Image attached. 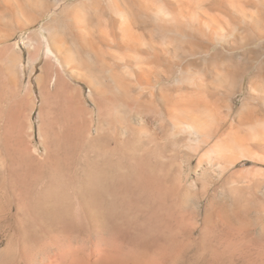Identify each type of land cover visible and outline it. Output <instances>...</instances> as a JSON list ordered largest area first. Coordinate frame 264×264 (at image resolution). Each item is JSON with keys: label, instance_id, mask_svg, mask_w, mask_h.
Wrapping results in <instances>:
<instances>
[{"label": "bare ground", "instance_id": "6f19581e", "mask_svg": "<svg viewBox=\"0 0 264 264\" xmlns=\"http://www.w3.org/2000/svg\"><path fill=\"white\" fill-rule=\"evenodd\" d=\"M30 27L29 77L45 43L39 94L61 95L73 111L76 188L24 194L0 213L1 232L40 252L35 264H167L183 247L179 229L197 223L183 190L200 211L219 187L264 185V0H0V60L19 112L37 99L30 79L23 93L16 79V45ZM184 164L190 179L175 176ZM77 230L96 238L75 245ZM129 232L158 239L159 257L124 250Z\"/></svg>", "mask_w": 264, "mask_h": 264}, {"label": "rangeland", "instance_id": "374dc122", "mask_svg": "<svg viewBox=\"0 0 264 264\" xmlns=\"http://www.w3.org/2000/svg\"><path fill=\"white\" fill-rule=\"evenodd\" d=\"M32 30L34 29L30 27L19 34L18 46L16 45L15 49L16 53H22V58L17 65L18 88L23 93L30 79L37 94V99L32 98L31 102L27 101L21 112L17 107L16 89L10 88L6 83L7 76L1 64L4 61L0 60V213L15 211L19 197L35 191L69 195L76 193L72 180L74 175V152L71 147L73 111L61 95L49 93L41 96L39 94L35 76L39 72V66L49 56L45 43L40 51L41 60L39 59L36 63L35 73L31 78L29 77L30 60L25 37ZM11 50H7V55L12 53ZM50 58L52 61L53 57L50 56ZM54 61L56 62L55 59ZM54 65L58 66L61 76L66 77L70 85L78 86L70 72L61 69L57 62ZM17 114L20 115L19 119ZM24 147L28 149L34 162L44 164V171L35 170V167H31L32 162L30 166L22 162ZM246 164L251 163L247 161ZM242 166H244L243 162L236 165V167ZM177 171H175L176 177L188 179L196 173L185 164L181 165ZM216 191L214 197L205 199L204 210L198 211L193 198L195 191L185 189L184 192L183 190L181 196L185 203L183 207H186L184 213L191 218L190 221L196 220L197 223L194 227L186 226L179 229L181 230L179 239L182 240L183 247L175 255L173 254L172 258L170 257L171 260L167 259V264H264V213L262 212L264 185L254 184L234 189L219 187ZM205 217H211L213 221L218 220V225L215 227H212V224L205 225ZM111 229L109 225H104L101 231V234H107L106 238L109 241L115 236ZM1 231L0 264H31L32 258L35 260L39 258L37 255H40V252L28 254L30 250L21 248V242L17 237L10 238ZM90 236L92 235L88 234L87 230H77L72 232L70 240L75 245L87 246L90 239L94 238L93 236L96 238V235L89 238ZM151 239L148 236L137 238L135 234L129 232L120 236L118 240L123 241L121 244L123 249L125 247L124 250L129 252L132 249L134 254L130 253L136 255L138 259L145 257V260L152 261L153 258L159 257L160 241L158 239L151 241ZM25 252L28 259H25ZM35 260H32V264H35Z\"/></svg>", "mask_w": 264, "mask_h": 264}]
</instances>
